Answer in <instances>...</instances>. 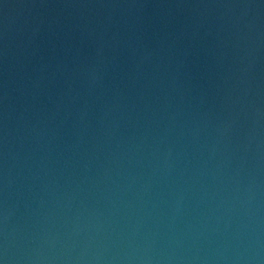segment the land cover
<instances>
[{
    "label": "water",
    "instance_id": "1",
    "mask_svg": "<svg viewBox=\"0 0 264 264\" xmlns=\"http://www.w3.org/2000/svg\"><path fill=\"white\" fill-rule=\"evenodd\" d=\"M0 264H264V0H0Z\"/></svg>",
    "mask_w": 264,
    "mask_h": 264
}]
</instances>
